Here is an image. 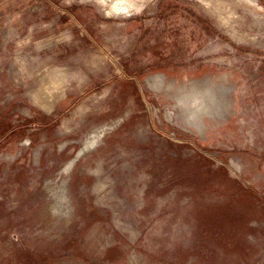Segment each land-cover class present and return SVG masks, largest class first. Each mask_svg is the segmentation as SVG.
Masks as SVG:
<instances>
[{
  "label": "rangeland",
  "instance_id": "obj_1",
  "mask_svg": "<svg viewBox=\"0 0 264 264\" xmlns=\"http://www.w3.org/2000/svg\"><path fill=\"white\" fill-rule=\"evenodd\" d=\"M0 264H264V0H0Z\"/></svg>",
  "mask_w": 264,
  "mask_h": 264
},
{
  "label": "bare ground",
  "instance_id": "obj_2",
  "mask_svg": "<svg viewBox=\"0 0 264 264\" xmlns=\"http://www.w3.org/2000/svg\"><path fill=\"white\" fill-rule=\"evenodd\" d=\"M160 87H162V86H160ZM194 97H198L197 96V93H196V96H194ZM211 97V96H210ZM208 98L207 99V103H205L203 106H202V104L200 105V107L197 109V112H196V114H194L193 116H192V122H194V123H196V124H198L199 122H198V116H197V114H198V110H200V109H202V111H208V110H212V111H214V110H217V108L214 106V100L212 99V98ZM39 100L42 102V104L44 105V106H46V107H48V103L45 101V100H43V99H40L39 98ZM216 106H218L217 104H215ZM193 111V110H192ZM206 118H208V117H206ZM96 135V134H95ZM96 145V144H95ZM99 166V167H98ZM97 167H98V171H100L101 170V167H100V165H98ZM101 172V171H100Z\"/></svg>",
  "mask_w": 264,
  "mask_h": 264
},
{
  "label": "flooded vegetation",
  "instance_id": "obj_3",
  "mask_svg": "<svg viewBox=\"0 0 264 264\" xmlns=\"http://www.w3.org/2000/svg\"><path fill=\"white\" fill-rule=\"evenodd\" d=\"M100 134H97L96 136L93 135V138H87V140H85L82 144V148L84 147L83 149L86 150L88 148L95 147L98 143V139L100 138Z\"/></svg>",
  "mask_w": 264,
  "mask_h": 264
}]
</instances>
